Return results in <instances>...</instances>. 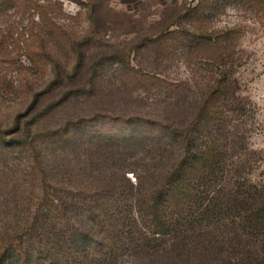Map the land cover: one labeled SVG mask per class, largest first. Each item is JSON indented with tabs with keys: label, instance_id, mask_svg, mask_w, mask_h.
I'll return each instance as SVG.
<instances>
[{
	"label": "trees",
	"instance_id": "16d2710c",
	"mask_svg": "<svg viewBox=\"0 0 264 264\" xmlns=\"http://www.w3.org/2000/svg\"><path fill=\"white\" fill-rule=\"evenodd\" d=\"M240 1L264 17V0ZM222 2L198 0L195 4H173L166 14L169 20L157 32L143 35L135 44L134 52L140 54L144 45L146 49L169 55L189 40L188 58L224 61L229 57L238 28L211 30L204 25V21H208L207 14L219 11ZM12 8L28 10L27 25L19 31L23 47L34 64L46 68L49 63L53 74L43 89L34 92L25 110L32 115L21 120L22 114H19L11 129L0 130L1 146L24 150L28 161L21 180L15 173L8 175V171H2L10 179L0 181V187L5 181L10 185L7 194L0 195V203L10 204L14 213L11 219L5 206V214L0 212L9 217L8 223L0 227V264H116L124 250L143 254L149 260L165 254L174 261H182L191 251L199 249L202 239L203 243L207 242L206 247L203 245L207 254L213 255L219 251L215 242L219 227L227 226L228 217L233 223L235 215L229 211L231 209L242 212L239 222H247L264 232V184L259 189L250 184L253 190L248 188L249 193L237 192L233 197L228 193L234 190L214 187L220 153L207 129L218 113L221 96L226 93L221 79L214 81V87L203 91V102L189 114L187 122L169 131V134L178 135L181 147L168 167L152 163L155 166L147 168L146 173H137V180L132 181L125 173H134L135 169L127 166L119 155L117 157V150H114L99 156L102 157L101 166L110 168L98 187L82 181L81 184L72 183L65 172L57 171L43 153L41 143L45 137L56 136L64 144L69 141L72 149L82 148L83 154L92 160L98 158L92 138L101 133L82 139L74 135L76 128L94 122L90 117L66 119L53 129L34 127V117L62 103L70 90L63 88L59 97L36 111L39 98L75 74L81 65L83 46L94 37L102 36L105 27L102 13L105 10L116 12L107 7L105 0H89L86 6L89 27L81 34L65 20L73 16L65 11L60 0H0V14ZM184 20L193 23L194 30L186 29ZM173 24L177 27L171 28ZM9 37H12L9 31L0 36V73L7 69L5 62L12 67L19 62L17 55L7 50ZM60 47L73 51L76 61L65 65L55 55ZM122 60L126 68L120 70V77L129 90L151 89L175 96L185 88L180 80L170 81ZM95 69L92 68L89 75L91 85L87 89L94 86ZM127 132H122L120 137V143L125 145L147 135L143 127ZM101 136L113 146L119 141H113L112 133ZM112 149L107 148L108 152ZM220 198H227V201ZM209 218L218 223L202 226ZM235 233L238 236L239 233Z\"/></svg>",
	"mask_w": 264,
	"mask_h": 264
},
{
	"label": "rangeland",
	"instance_id": "374dc122",
	"mask_svg": "<svg viewBox=\"0 0 264 264\" xmlns=\"http://www.w3.org/2000/svg\"><path fill=\"white\" fill-rule=\"evenodd\" d=\"M60 1L65 11L73 16L65 20L84 34L89 27L86 14L89 0ZM106 1L107 7L116 13L110 10L102 13L105 18L102 36L94 37L83 46L81 65L75 74L39 98L36 111L49 100L59 97L63 88L70 90L62 103L34 117V127L53 129L66 119L90 117L94 122L74 130L78 139L91 134L112 133L113 141H119L113 146L101 135L92 138L96 148L94 154L98 158L90 160V156L83 154L82 148L72 149L69 141L64 144L56 136L45 137L41 143L45 158L57 171L66 173L72 183L87 182L93 188L99 186L103 175L110 168L101 166L102 157L99 156L108 155L114 150H117V157L119 155L127 166L135 169L134 173H125L132 181L137 180V173H146L147 168L155 166L152 163L166 168L181 147L178 135L169 134V131L173 126L185 124L189 114L203 102V91L214 87V83L221 79L226 93L221 96L218 113L207 129L220 153L213 179L214 187L218 185L226 191L234 190L228 193L232 194L231 197L237 192L249 193L247 189H252L251 185L261 188L264 184V17L240 0H223V7L219 11L207 14L208 21H204V25L208 29L238 28L229 57L224 61L205 57L188 58L189 40H185L181 47L169 55L146 49L144 45L141 46L140 54H136L135 44L143 35L157 32L163 27L169 20L166 14L170 13L173 4H195L198 0ZM29 16L27 9L15 8L0 14V36L9 31L12 37L6 42V47L11 50L10 53L17 55L19 61L15 67L5 62L7 69H2L0 73V130L11 129L19 114H22L21 120L32 115L25 110L34 92L43 89L53 74L49 63L46 68L42 64H34L23 47L19 31L27 25ZM183 26L188 30L195 28L188 20H184ZM175 27L176 24L171 25V28ZM27 35L25 31L26 38ZM55 55L65 65L76 61L73 51L64 47H60ZM122 59L170 81L180 80L185 83V88L175 96L151 89L129 90L120 77V70L126 68ZM92 68H96L94 86L87 89L91 85L89 75ZM79 88L87 90L78 91ZM141 127L147 133L144 138L128 145L120 143L122 132L129 133L127 131H136ZM159 135L160 139L157 138ZM5 136L9 137L8 134ZM107 148L113 149L108 152ZM27 162L24 150L1 146L0 141V176H4L0 181L8 178L2 171H8V175L9 172L15 173L20 180L21 177L23 179L22 172L27 168ZM5 182L0 187L2 196L9 190L10 184ZM220 199L227 201V198ZM4 206L8 207L11 218L14 213L10 209L11 205L0 203V212L5 211ZM134 206L136 209L137 206ZM229 211L235 217L232 224L228 217L227 226L219 227L217 231V254H207V242L203 243L202 239L199 249L191 251L182 261H174L165 254L149 260L143 254L124 250L116 264H264V232L252 228L247 222H239L242 212L237 211L240 210ZM4 216L0 219V227L9 221V217ZM215 223L218 221L209 218L202 226L210 227ZM235 232L239 233L238 236Z\"/></svg>",
	"mask_w": 264,
	"mask_h": 264
}]
</instances>
